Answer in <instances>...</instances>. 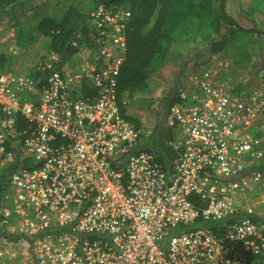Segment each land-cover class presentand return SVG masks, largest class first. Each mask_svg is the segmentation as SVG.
I'll return each mask as SVG.
<instances>
[{
	"label": "built area",
	"instance_id": "2783aa9c",
	"mask_svg": "<svg viewBox=\"0 0 264 264\" xmlns=\"http://www.w3.org/2000/svg\"><path fill=\"white\" fill-rule=\"evenodd\" d=\"M132 17L129 5L98 3L90 39L74 42L71 63L47 54L40 87L0 67V175L12 169L0 264H264V210L249 199L264 157V78L234 84L211 64L189 74L166 116L178 136L164 164L118 95ZM17 116L29 132L12 141Z\"/></svg>",
	"mask_w": 264,
	"mask_h": 264
},
{
	"label": "rangeland",
	"instance_id": "374dc122",
	"mask_svg": "<svg viewBox=\"0 0 264 264\" xmlns=\"http://www.w3.org/2000/svg\"><path fill=\"white\" fill-rule=\"evenodd\" d=\"M233 2L241 13L237 21L255 32L235 31L229 34L226 27L221 28L227 35L226 48L219 54L210 55L208 43L217 34L211 25L218 22L217 15H212L200 25L197 22L185 25L180 30V40L170 47L165 62L151 74L147 86L133 97L123 98L126 101L125 113L136 118L144 131L145 149H159L156 144V140L161 138L159 132L163 127H169L165 114L166 97L172 96L177 80L181 85L189 74L205 64L214 65L224 78H231L234 84L257 83L264 78V0ZM95 5L96 0H23L19 12L0 23V67L31 74L51 52L49 38L35 32L38 21L44 15L62 17L71 7L91 12ZM230 6L237 15L238 10L233 9L232 4ZM12 29H15L13 46L16 53L7 54L10 52L7 35ZM72 60L69 58L65 63ZM157 124L158 132L152 138ZM170 129L172 139H176L177 132ZM166 142L169 144V140ZM260 172L261 181L252 188L249 199L264 210V171Z\"/></svg>",
	"mask_w": 264,
	"mask_h": 264
},
{
	"label": "trees",
	"instance_id": "16d2710c",
	"mask_svg": "<svg viewBox=\"0 0 264 264\" xmlns=\"http://www.w3.org/2000/svg\"><path fill=\"white\" fill-rule=\"evenodd\" d=\"M22 2L23 0H0V21L15 16ZM101 2L110 6L129 5L133 13L128 27L127 57L119 77L118 95L120 99L125 96L131 98L147 86L151 74L165 62L170 47L180 40V30L185 25L192 22L200 25L212 15H217L218 22L211 25L217 34L211 36L208 43L210 55L219 54L226 48L227 35L222 33L221 28L226 27L229 34L235 31L255 32L253 29L243 27L228 12L226 0H96V5ZM89 15L90 11L81 12L74 7L69 8L62 17L44 15L36 24L35 32L48 37L49 51L58 53L62 62H65L79 51V47L75 46L74 42L78 41L79 45H83L90 39ZM31 75L40 87L45 84L48 72L38 68ZM179 81L177 80L172 88L174 90L172 96L166 97L165 114L174 102L173 96L176 90L181 86ZM251 83V81L247 83V86ZM123 111L126 112L125 109ZM127 117L140 124L133 116L128 115ZM28 128V120L17 116L10 133V140L15 141L17 137L25 138L29 132ZM158 129L159 124L154 129L155 132H152V138ZM159 133L161 138L156 140L159 148L156 151L158 159L165 164L166 160L173 161L177 153L166 142L173 137L171 129L163 127ZM12 141L7 142L8 147L11 146ZM256 169L264 171V157L258 162ZM11 171L10 168L0 175V196Z\"/></svg>",
	"mask_w": 264,
	"mask_h": 264
},
{
	"label": "crops",
	"instance_id": "0c3cea01",
	"mask_svg": "<svg viewBox=\"0 0 264 264\" xmlns=\"http://www.w3.org/2000/svg\"><path fill=\"white\" fill-rule=\"evenodd\" d=\"M232 4V6H233V9H237V7H235L236 5L234 4V2H233V0H226V7H227V10H228V12L236 19V20H238V18H240V16H241V13H240V11H239V9H237L238 10V14L236 15V14H234L232 11H231V5ZM4 21V20H3ZM2 20L0 21V22H3ZM16 29H17V27H16ZM13 31H14V33H15V29H12ZM74 56V55H73ZM73 56L71 57V58H73Z\"/></svg>",
	"mask_w": 264,
	"mask_h": 264
}]
</instances>
